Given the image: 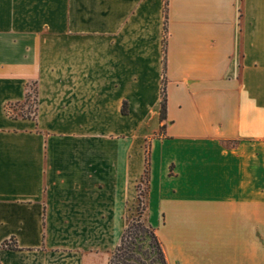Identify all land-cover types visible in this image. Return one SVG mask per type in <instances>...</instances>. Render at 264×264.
<instances>
[{
	"label": "crops",
	"instance_id": "crops-1",
	"mask_svg": "<svg viewBox=\"0 0 264 264\" xmlns=\"http://www.w3.org/2000/svg\"><path fill=\"white\" fill-rule=\"evenodd\" d=\"M147 147L199 264H264V0H0V264H108Z\"/></svg>",
	"mask_w": 264,
	"mask_h": 264
},
{
	"label": "trees",
	"instance_id": "trees-1",
	"mask_svg": "<svg viewBox=\"0 0 264 264\" xmlns=\"http://www.w3.org/2000/svg\"><path fill=\"white\" fill-rule=\"evenodd\" d=\"M164 14L167 20V1L164 7ZM161 110L160 122L162 124L161 132L166 129L167 120V86L165 79L161 89ZM33 99V107L30 105V100ZM37 91L33 90L32 93L28 91L26 100L23 104L15 106H8L6 108L7 114L13 118H35L37 113ZM16 113L11 112L13 110ZM23 113V114H21ZM25 113V114H24ZM149 179H150V160L149 148L147 147L146 168L142 178L147 182V197L149 192ZM141 181V183H142ZM141 183L137 186L139 193V207L141 206L140 198ZM147 208L138 211V218L130 222L129 226L122 235L121 241L116 249L111 253L108 264H169L166 250L163 242L158 236L157 230L143 218ZM4 248L17 249L16 244L5 243Z\"/></svg>",
	"mask_w": 264,
	"mask_h": 264
},
{
	"label": "rangeland",
	"instance_id": "rangeland-1",
	"mask_svg": "<svg viewBox=\"0 0 264 264\" xmlns=\"http://www.w3.org/2000/svg\"><path fill=\"white\" fill-rule=\"evenodd\" d=\"M33 104V99H31L30 105L32 107ZM12 112L16 113L15 111ZM137 186H139V184ZM147 191V182L146 180H143L141 183V206L140 208H138L139 193L137 190V201L135 205L132 206V216L130 222H133L136 218H138L139 210L147 208V211L143 215V218L157 230L158 236L164 244L169 264H180L181 262L184 263L187 259L200 261L196 264L201 263L202 250L200 248L199 250H196L197 248H195L193 244L189 242V236L173 234L170 226L164 225L163 217L160 214L159 202L157 201L155 193L153 192V195H151V197L149 196L148 199Z\"/></svg>",
	"mask_w": 264,
	"mask_h": 264
}]
</instances>
